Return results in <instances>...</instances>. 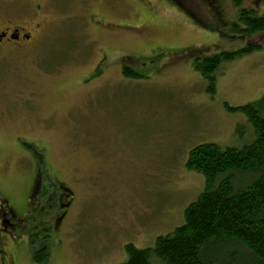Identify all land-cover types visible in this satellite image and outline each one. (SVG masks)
I'll return each mask as SVG.
<instances>
[{
  "label": "rangeland",
  "instance_id": "obj_1",
  "mask_svg": "<svg viewBox=\"0 0 264 264\" xmlns=\"http://www.w3.org/2000/svg\"><path fill=\"white\" fill-rule=\"evenodd\" d=\"M182 1L207 30L169 0H52L37 42L0 51V196L21 215L0 233V264H34L42 247L44 264H122L126 244L152 247L202 192L185 167L191 148L250 141L246 118L226 106L264 96V41L219 67L210 96L187 50L246 39L229 30L234 0ZM241 2L264 13V0ZM126 61L142 76H122Z\"/></svg>",
  "mask_w": 264,
  "mask_h": 264
},
{
  "label": "trees",
  "instance_id": "obj_2",
  "mask_svg": "<svg viewBox=\"0 0 264 264\" xmlns=\"http://www.w3.org/2000/svg\"><path fill=\"white\" fill-rule=\"evenodd\" d=\"M169 1L200 28L208 29L182 0ZM211 4L217 20L215 31H220L224 15L218 1ZM234 5L238 26L229 30L246 39V45L209 54H205L206 49L187 50L193 56L194 70L208 82L206 91L210 96L215 93L219 67L260 50V42L264 41L254 40L256 35H264V13L259 15L255 9L243 7L241 0H234ZM121 74L134 79L142 76L129 61L122 63ZM226 110L246 118L252 131L250 141L239 148L215 143L191 148L185 167L202 175V192L184 209L183 223L170 234L157 236L152 247L126 244L127 259L122 264H264V96L239 107L226 106ZM236 132L239 134L241 128L237 127ZM32 151L41 163L42 155L36 149ZM47 258L46 247L32 253L34 264H44Z\"/></svg>",
  "mask_w": 264,
  "mask_h": 264
},
{
  "label": "flooded vegetation",
  "instance_id": "obj_3",
  "mask_svg": "<svg viewBox=\"0 0 264 264\" xmlns=\"http://www.w3.org/2000/svg\"><path fill=\"white\" fill-rule=\"evenodd\" d=\"M51 1L0 0V51L28 48L37 42L53 22L49 12ZM36 186L39 187V181ZM20 221L21 215L0 196V233H12Z\"/></svg>",
  "mask_w": 264,
  "mask_h": 264
}]
</instances>
